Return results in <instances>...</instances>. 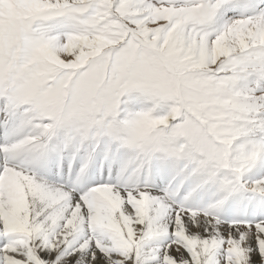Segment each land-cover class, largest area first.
Segmentation results:
<instances>
[{
    "label": "snow or ice",
    "instance_id": "1",
    "mask_svg": "<svg viewBox=\"0 0 264 264\" xmlns=\"http://www.w3.org/2000/svg\"><path fill=\"white\" fill-rule=\"evenodd\" d=\"M0 264H264V0H0Z\"/></svg>",
    "mask_w": 264,
    "mask_h": 264
}]
</instances>
